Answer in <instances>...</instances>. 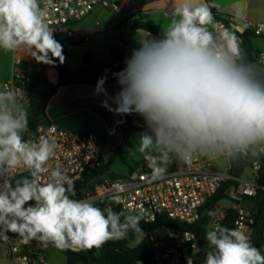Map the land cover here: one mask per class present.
I'll use <instances>...</instances> for the list:
<instances>
[{
    "label": "clouds",
    "instance_id": "clouds-1",
    "mask_svg": "<svg viewBox=\"0 0 264 264\" xmlns=\"http://www.w3.org/2000/svg\"><path fill=\"white\" fill-rule=\"evenodd\" d=\"M54 7V0H0V51L22 49L37 63L63 64V46L48 22ZM219 7L215 0H180L165 13L159 37L139 41L125 67L112 74L119 85L114 96H108L107 76L97 79L101 107L142 117L146 128L135 150L148 161L153 181L174 159L223 164L264 155V60L247 57L232 27L215 19L212 9ZM233 20L243 26V10L237 8ZM29 132V112L17 92L0 88V238L11 232L45 248L91 250L129 232L144 234L140 213L73 199V179L61 165L49 166L55 142L25 139ZM19 169L29 175L13 183L11 173ZM205 240L211 250L203 264H264L261 247L240 226L217 223Z\"/></svg>",
    "mask_w": 264,
    "mask_h": 264
},
{
    "label": "built area",
    "instance_id": "built-area-1",
    "mask_svg": "<svg viewBox=\"0 0 264 264\" xmlns=\"http://www.w3.org/2000/svg\"><path fill=\"white\" fill-rule=\"evenodd\" d=\"M127 0H54L48 22L56 31L55 37L66 42H80L81 37L73 28V23L82 20L96 9L101 11H120ZM221 26L229 27L225 18H216ZM97 25V23H96ZM245 31L253 36L264 37V22L245 21ZM264 60V52L255 56V61ZM19 63L18 58L13 59ZM41 67L31 65L25 71H15L11 78L2 83L0 88L14 89L19 101H27L28 85ZM46 137L56 144V153L49 166L59 164L73 179L74 183L82 180L94 171L101 162L100 152L94 136L85 131L63 128L53 122L40 123L25 139L38 140ZM250 168H246L239 176L230 173L231 163L217 164L205 158H196L190 162L174 159L162 179L151 180V172L141 168L127 181L95 180L94 178L82 191L81 197L73 199H92L96 206L101 202L112 203L126 214L140 213L145 223L154 222L159 216L179 224L192 225L199 220L202 207L227 182L235 185L227 190L228 199L234 212L232 228L240 226L248 234L252 232L253 217L244 208V201L252 197L258 190L264 191V185L256 181L257 171L264 167V155L259 156ZM29 173L26 170H13L11 177ZM10 177V178H11ZM49 177L45 175L43 180ZM119 197V202H114ZM226 211V210H225ZM224 211V212H225ZM224 213L221 212L211 220L208 230L219 224ZM162 230L165 245L158 235ZM8 239L0 238L5 248V256L10 264H48L39 246L32 241L25 243L14 233H7ZM151 243L155 264H195L196 235L189 230L173 227H160L147 234Z\"/></svg>",
    "mask_w": 264,
    "mask_h": 264
},
{
    "label": "crops",
    "instance_id": "crops-1",
    "mask_svg": "<svg viewBox=\"0 0 264 264\" xmlns=\"http://www.w3.org/2000/svg\"><path fill=\"white\" fill-rule=\"evenodd\" d=\"M179 2L180 0H134L132 2L127 0L126 6L120 10L121 13H118L120 12L118 11L115 18L108 20V23L103 25L102 31H106L104 34H112L108 37V42L90 49L89 52L92 54L95 62L98 64H108L110 62V48L121 42L123 43L124 55L127 57L131 54L132 49L139 47V41L147 38L149 35L151 37H156L142 29L132 28V24L134 22H147L162 31V29L167 26V16L165 13H171ZM215 2L220 5L218 9L214 8L215 13L225 18L229 27H232L237 35L244 32L248 33V39L252 47V60L255 61V56L259 52H264V37H256L249 31H245L241 24L234 22L233 16L235 10L239 8L245 13V21L264 22V0H215ZM96 10L87 16H95V30L96 32H101L99 28V17L101 21L103 20L102 22H104L105 19L103 14H105L106 11H101L100 9L96 13ZM74 29L81 37L80 42L86 41L87 37L84 32H87V29L85 27H74ZM66 43L72 45L71 43L75 44L77 42ZM67 52V49H65V61L63 64L72 75H75L78 70L83 67V64H78V66L71 68L66 63ZM14 58L19 59L18 64L13 63ZM31 65L41 67L39 73L34 76L33 86L37 92H46L43 79L48 80L50 83H56L57 75L52 64L37 63L20 49L8 53L0 51V86L2 83L8 81L15 71H25ZM94 87L95 85H88L84 82H75L72 80L70 83L60 87L56 93L49 98L44 114L48 122H53L66 129L91 133L96 140L101 160L105 162L122 141V132L116 129V127L123 122L124 115H117L101 107V101L104 100L105 97L95 94ZM105 87L109 97L114 96L119 91L111 84H105ZM21 103L27 108V101H21ZM109 103L111 104V99H109ZM113 107H115V105H113ZM133 123L138 127L146 128L142 117L135 113L133 115ZM139 134L140 133H132L128 135V144L124 146L123 152L125 151V147L132 146L134 142L138 145ZM131 138L133 139L131 140ZM169 167L170 165L168 168ZM141 168L151 172L148 161H146L144 157L137 164V168L133 172V175ZM107 172H109V170ZM103 175L98 176L95 180H105L102 178ZM26 176L28 175H15L11 177V180L15 183L16 180ZM114 181L119 180L114 178ZM222 201L227 200L223 199L218 202L215 208L216 215H219L221 212L224 213L225 211L223 209H217ZM229 204V208H231L230 201ZM158 235L162 242L167 245L168 242L165 240L162 230L158 231ZM40 249L43 253L45 247H40Z\"/></svg>",
    "mask_w": 264,
    "mask_h": 264
},
{
    "label": "trees",
    "instance_id": "trees-1",
    "mask_svg": "<svg viewBox=\"0 0 264 264\" xmlns=\"http://www.w3.org/2000/svg\"><path fill=\"white\" fill-rule=\"evenodd\" d=\"M212 11L216 18H220V16L215 13L214 8L212 9ZM132 28L142 29L156 37H159L161 33L158 28L147 22H134L132 24ZM237 36L241 39L242 47L245 49L247 57L252 60V47L248 39V33L244 32L238 34ZM55 39L62 44L63 54L65 55V41L61 40L58 37H55ZM109 53L110 62L108 64H98L95 62L92 54L89 51H85L82 55L83 67L80 68L75 75H72L64 66V64L59 63L58 60L54 61L52 67L56 72L57 81L56 83H50L48 80L43 79V83L46 88V92L44 93L37 92L34 89L33 78L28 85L27 110L29 112L30 129V132L28 134H30L40 123L48 122L45 119L44 110L49 98L54 95L60 87L70 83L76 77H83L85 79L84 83L88 85H96L98 77L106 75V84L114 85L119 90V85L112 74L120 71L125 67L124 59L126 57L124 55L123 43L121 42L117 45L112 46L109 50ZM133 115L134 113L130 115H124L123 122L117 125L116 129H119L122 132V141L114 149L109 158L105 162L101 160L98 168L86 175L82 180L75 182L76 195L74 197H81L82 191L86 188L88 183H90L94 178L106 173L109 170L110 164L114 161V158L120 157L122 160H124L123 150L124 146L128 144V135L132 133H141L145 130V128L138 127L133 123ZM259 160L260 157H253L241 158L239 160L232 161L230 173L234 176H239L244 169L250 168L254 161ZM256 181L259 184L264 185L263 166H261L257 171ZM234 185L235 184L233 182L224 183L218 189V191L205 203V205L202 207L199 220L192 225L179 224L177 222L166 219L165 217L159 216L152 223H145L141 220L140 227L142 228L144 234L129 232L126 239L110 240L100 248L74 251L72 249L60 250L51 245H49L48 247L54 248L59 251L64 256L66 264H155L153 249L147 237L148 232L160 227H173L192 231L198 239L205 240V233L206 231H208L209 224L213 219V217L208 216V211L212 210L215 212V208L218 202L220 200L228 198L227 190ZM244 205L246 206V210H248L250 212V215L253 217L252 232L250 234L252 243L254 245L262 244L264 231V191L258 190L254 196L246 198L244 201ZM97 206L101 209L111 206L113 210L120 212V210L111 202H101ZM233 219V210L227 209L224 212V216L219 224L228 228H232ZM31 241L35 245L43 247L38 241ZM134 242L135 244H133ZM206 245V250L210 251L211 247L207 244V242ZM79 256H84L85 262H80L78 259ZM204 259L205 253L203 259L196 261L195 264H203Z\"/></svg>",
    "mask_w": 264,
    "mask_h": 264
},
{
    "label": "rangeland",
    "instance_id": "rangeland-1",
    "mask_svg": "<svg viewBox=\"0 0 264 264\" xmlns=\"http://www.w3.org/2000/svg\"><path fill=\"white\" fill-rule=\"evenodd\" d=\"M132 1L134 0H130V2ZM99 10L100 9H97L96 13ZM118 13H121V11ZM116 15L117 12L106 10V13L103 14L105 21L102 22L103 20L101 21V18L99 17V28L101 32H96L95 30L96 26L94 15L87 16L82 20L73 23V28L85 27L87 29V32H84L87 39L86 41L77 42L72 45L68 43L64 44L65 49H67L68 51L66 56V63L71 68L78 66V64H83L82 55L85 51H90V49L96 48L99 45H104L106 42H108V37H110L112 34H104L106 31H102V28L105 23H108V20L115 18ZM132 139L133 138H131V140ZM132 144V146L125 147V151L123 152L124 160H122L120 157L114 158V161L109 166V172L103 175V179L114 181L115 178L119 181H127L130 177H133V172L137 168V164L142 160L143 156L135 150L137 144L135 142ZM225 200L227 201H222L218 205L217 209L227 210L229 208V199L227 198ZM244 208L246 209L245 205ZM133 244H135V242ZM258 247H261V252L264 253V232L263 243L259 244ZM43 254L48 264H66L64 256L54 248H45L43 250ZM0 264H10L9 260L5 256V248L2 244H0Z\"/></svg>",
    "mask_w": 264,
    "mask_h": 264
},
{
    "label": "water",
    "instance_id": "water-1",
    "mask_svg": "<svg viewBox=\"0 0 264 264\" xmlns=\"http://www.w3.org/2000/svg\"><path fill=\"white\" fill-rule=\"evenodd\" d=\"M73 81H75V82H84L85 79L83 77H76L75 79H73ZM256 246L258 247L259 244H257ZM206 248H207V245H206L205 240L204 239H197V243H196V257H197V260H202L203 259ZM78 259L81 262H85V257L84 256H79Z\"/></svg>",
    "mask_w": 264,
    "mask_h": 264
}]
</instances>
